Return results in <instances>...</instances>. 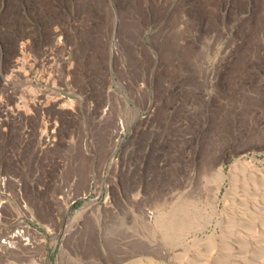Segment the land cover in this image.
I'll list each match as a JSON object with an SVG mask.
<instances>
[{"label": "rangeland", "instance_id": "obj_1", "mask_svg": "<svg viewBox=\"0 0 264 264\" xmlns=\"http://www.w3.org/2000/svg\"><path fill=\"white\" fill-rule=\"evenodd\" d=\"M154 1H163L168 15L149 25L143 33L131 11L117 13L112 26V15L106 12L105 0H94L93 16L84 12L62 23L50 24L48 31L53 37L45 46H38V36L32 35L36 20L24 7L21 30L25 33L16 42L14 50V56L21 59L22 64L20 73L10 79V85L19 92V111L11 125L0 127V168L22 174V191L34 209L37 225L47 233V255L52 262L57 238L53 231L46 229L47 220L51 218H41L26 188H33L41 197L45 194L44 201L50 206L51 215L55 210L61 212L66 226L78 220L87 208L86 226L77 238L79 240L76 239L75 247L82 251L88 264H179L190 252V244L212 237L216 232L217 213L223 207L222 196L228 181L226 179L221 186V193L214 191L215 183L217 186L220 183L217 167L208 171L201 165L207 129L205 106L222 105L220 87L231 85L234 80L241 79L252 88L262 86L264 89V67L259 63V71L251 70L241 77L231 74L238 64L234 61L236 56L247 43L242 40L241 32L250 19V8L238 14L221 7L216 17L212 15L217 37L208 54L204 55L208 67L202 70L196 82L198 110L190 111L186 98L189 87L178 69L167 63L158 65L159 68L151 73L150 81L143 84L139 82L141 73L135 63L133 48L142 38L153 51L154 40L160 35L169 30L173 37L183 30L184 26L180 27L178 20L187 17L188 7L200 14L202 4L199 0ZM236 2L247 4L246 0ZM83 7V0H79L71 9L78 13ZM255 13L258 8L254 9V16ZM112 27L113 38L110 37ZM89 30L103 39L106 48H117V55L105 73V86L110 92L114 91L109 96L110 110L93 116L87 114V107L93 102L85 100L72 83V71L76 68L74 41L84 37ZM195 50L202 56L198 42ZM46 54L49 61L44 58ZM90 60L91 55L86 53L85 62ZM155 72L160 80H155ZM122 78L126 80V86L118 85ZM155 87H158L157 93ZM55 97L60 99L56 101L57 108L52 110ZM37 102L43 105L39 113L34 108ZM52 139L51 147L44 144ZM249 154L264 160V149ZM12 155L17 159L14 160ZM233 158L229 157L228 163ZM228 163H223L225 172L229 169ZM45 174L51 175L48 180L44 179ZM71 179L76 200L72 205L59 207L54 202L59 183ZM7 186L10 190L14 188L12 182ZM82 194H86V204L79 198ZM146 210L152 213L150 218ZM167 212L179 217L169 238L161 229L167 223ZM66 238L69 243L71 235ZM172 244L175 246L170 247ZM175 257L182 258L176 261Z\"/></svg>", "mask_w": 264, "mask_h": 264}, {"label": "bare ground", "instance_id": "obj_2", "mask_svg": "<svg viewBox=\"0 0 264 264\" xmlns=\"http://www.w3.org/2000/svg\"><path fill=\"white\" fill-rule=\"evenodd\" d=\"M77 1L79 0H0V7L2 8L0 10V127L11 125L15 120V116H18L19 92L10 85L12 83L10 79L20 73L22 64L21 59L14 56V50L16 42L25 33V31L21 30L24 27L23 13L25 8L36 20V25L32 27L34 30H30L32 35L38 36V46H45L49 44L53 37V33L48 31L50 24L58 21L62 23L71 16L75 17L84 12L93 16L94 0H83V10L76 13V11H72L71 7ZM199 1L202 4V12L198 14L192 7H188L186 9L187 17H181L178 20L181 24L180 27L184 26L179 34L172 37L168 30L166 34L163 33L160 37L158 36L159 38L154 37L157 39L154 40L153 51L148 48L142 38L139 39L133 48L136 58L135 63L141 73L139 82L143 84L150 81L151 73L156 71L158 65L167 63L169 64L168 66H175L178 69L180 75L185 77L189 87V94H187L186 98L188 99V109L190 111L198 110L197 99L199 94L196 91V82L199 80L202 70L208 67L204 55L208 54L217 37L213 16H217L221 7L238 14L250 8V19L241 32L242 40H246L247 43L236 56L234 61L238 64L236 69L231 71V74H240L238 77H241L251 72V70L259 71V64L264 67V0H246L247 4H238L236 0ZM105 2L106 12L112 15V26L115 25L117 13L128 10L134 14V19L139 24L141 33L145 32L144 30L149 25L163 20L162 17L168 15V9L165 8L163 1L159 3L154 0H105ZM256 8H258V13H255L254 16L253 11ZM111 31L110 37L113 38V27ZM196 42L199 43L202 56H198L196 53ZM74 44L76 68L74 67L75 70L72 71V83L85 100L93 102L92 105L87 107V114L93 116L95 113H104L110 110L109 96L114 93L113 90L110 92L108 87L106 88L105 86L107 83L105 73L106 69L110 67L112 59L117 55V48L115 46L106 48L103 39L98 38L93 30L87 31L86 35L75 40ZM37 48L41 49L40 47ZM45 50L43 51L46 52ZM86 53L91 55L92 60L85 62ZM47 56L46 54L44 58L49 61ZM124 70H128V68ZM155 74V80H160L157 72ZM118 85L126 86V80L124 78L120 79ZM136 88H140V83L136 85ZM154 89L157 93L158 87ZM263 90L262 86L255 89L249 84L242 82L241 79L234 80L233 84L230 85L229 83V85L220 87L221 101L224 100L222 105L220 104L219 107L215 108L209 107L208 104L205 106L207 129L205 131L206 141L204 140L205 148L203 149L201 165L205 170L217 167L220 183L218 186V183H215L217 188L214 191L220 192V188L224 185L226 179L228 187L226 190L224 189L225 194L222 196L223 203L221 205L223 207L217 213L216 232L212 237L206 235L207 237H202L201 241L197 240L198 243L190 244V252L183 259L184 261H179L182 257L179 259L178 257L174 258L179 261V264H264V160L258 159L255 154H249L251 151L264 149ZM59 99H55L51 106L52 110L57 108L56 101L58 102ZM34 108L39 113L43 110V105H41V102H37ZM166 120L168 121V119ZM232 156H234L233 160H231L232 162L228 163L229 157ZM224 162L228 163V165L230 164L227 172L223 168ZM26 193L41 218L44 220L50 219V206L44 201L47 196L45 194L42 197L40 194L37 195L33 188H26ZM214 196L212 195L213 198ZM210 198L208 196V199ZM159 199V196L156 197L157 205L160 203ZM181 206L183 207V205ZM178 207L180 208V206ZM187 207L191 206L188 205ZM193 208L195 209V207ZM199 208L197 209L198 212ZM199 214L196 215L200 216ZM161 215L163 216L162 213ZM168 215L167 223L166 225L161 224V229L169 238L179 217L174 213ZM201 217L202 220L205 219L204 216ZM154 219L159 218L155 217ZM182 224L184 226V223ZM172 238H170L171 241ZM164 241L169 243V240L164 239ZM173 245H170V247H173ZM196 247L199 248L197 249ZM170 257L172 258V256Z\"/></svg>", "mask_w": 264, "mask_h": 264}, {"label": "built area", "instance_id": "obj_3", "mask_svg": "<svg viewBox=\"0 0 264 264\" xmlns=\"http://www.w3.org/2000/svg\"><path fill=\"white\" fill-rule=\"evenodd\" d=\"M53 142L54 139L46 140L44 144L51 147ZM13 158L17 159L16 156ZM49 176L51 175L45 174L44 179L48 180ZM21 180L22 174L18 171H2L0 168V264H88L82 251L75 247L76 239L86 226L87 208L69 226L63 224V215L56 210L51 219L47 220L46 229L53 231L57 238L52 262L47 255V233L37 225L34 209L22 191ZM9 182L14 184L12 190L7 186ZM72 183L73 179L60 181L59 190L54 195L57 206L72 205L75 202ZM85 196L86 194L79 196L84 204L87 202ZM146 213L150 218L152 213L149 210ZM69 235L71 238L66 243Z\"/></svg>", "mask_w": 264, "mask_h": 264}]
</instances>
